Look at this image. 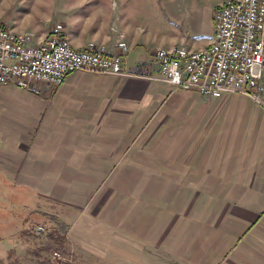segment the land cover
I'll return each mask as SVG.
<instances>
[{
	"label": "crops",
	"instance_id": "obj_1",
	"mask_svg": "<svg viewBox=\"0 0 264 264\" xmlns=\"http://www.w3.org/2000/svg\"><path fill=\"white\" fill-rule=\"evenodd\" d=\"M228 1L87 0L47 20L33 45L55 23L77 51L120 53L121 34L130 75L75 71L39 85L48 97L0 86V258L11 232L47 216L67 226L77 261L264 264V111L182 91L151 63L155 51L208 47Z\"/></svg>",
	"mask_w": 264,
	"mask_h": 264
},
{
	"label": "built area",
	"instance_id": "obj_2",
	"mask_svg": "<svg viewBox=\"0 0 264 264\" xmlns=\"http://www.w3.org/2000/svg\"><path fill=\"white\" fill-rule=\"evenodd\" d=\"M64 35V26L55 23L46 37L33 45L30 34H12L0 23V86L48 97L39 85L55 89L75 71L130 75L122 68V55L128 51L122 35L114 43L120 53L92 43L81 51H70L64 45ZM151 63L160 80L182 91H195L205 99L241 95L264 111V0H232L218 5L208 47L155 51ZM52 256L63 260L58 252Z\"/></svg>",
	"mask_w": 264,
	"mask_h": 264
},
{
	"label": "rangeland",
	"instance_id": "obj_3",
	"mask_svg": "<svg viewBox=\"0 0 264 264\" xmlns=\"http://www.w3.org/2000/svg\"><path fill=\"white\" fill-rule=\"evenodd\" d=\"M85 1L87 0H0V18L5 16L11 18V21L13 19L22 34L31 35L30 44H33L36 36L48 25L47 20L57 22L64 14L71 13L70 11L64 12L71 4L74 3L73 5L76 7L78 2L83 5ZM159 1L161 0H156L157 3ZM2 21L4 22V20ZM3 22L0 21L1 24ZM122 39H124L123 36ZM52 205L55 204L52 202ZM54 213L58 217L60 214L66 218L72 216L71 212L69 213L63 208H56ZM30 220L31 223L28 225L26 233H17V235L14 232L9 233L11 236L14 234L15 238L13 239L17 241L13 248H8L4 244L3 249H8L9 254L7 259L0 258V264H94L92 260L88 263L85 260H76L75 254L71 252L72 247L69 240L66 239V225L56 223L55 220L47 216ZM35 222L36 226L33 225ZM37 227H42L43 230L37 231ZM8 229L11 231L10 228ZM54 252L60 253L63 260L54 259L52 256Z\"/></svg>",
	"mask_w": 264,
	"mask_h": 264
},
{
	"label": "bare ground",
	"instance_id": "obj_4",
	"mask_svg": "<svg viewBox=\"0 0 264 264\" xmlns=\"http://www.w3.org/2000/svg\"><path fill=\"white\" fill-rule=\"evenodd\" d=\"M12 34H15V33L12 32ZM64 45H65V47H66L68 50H70V51H77V50L73 49V48L71 47V45L67 42V40L65 39V35H64ZM160 52H161V51H160Z\"/></svg>",
	"mask_w": 264,
	"mask_h": 264
},
{
	"label": "trees",
	"instance_id": "obj_5",
	"mask_svg": "<svg viewBox=\"0 0 264 264\" xmlns=\"http://www.w3.org/2000/svg\"><path fill=\"white\" fill-rule=\"evenodd\" d=\"M5 213L3 210L0 211V216H3ZM23 233H26V231H24Z\"/></svg>",
	"mask_w": 264,
	"mask_h": 264
}]
</instances>
